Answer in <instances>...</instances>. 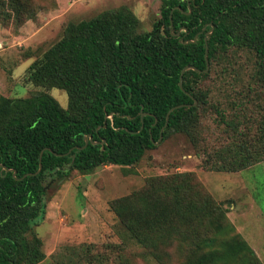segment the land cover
Returning a JSON list of instances; mask_svg holds the SVG:
<instances>
[{
    "label": "trees",
    "instance_id": "1",
    "mask_svg": "<svg viewBox=\"0 0 264 264\" xmlns=\"http://www.w3.org/2000/svg\"><path fill=\"white\" fill-rule=\"evenodd\" d=\"M5 6L17 20L25 18L20 0H0V23L10 18ZM138 25L123 6L69 23L61 39L29 65L27 81L63 91L66 108L42 91L28 98L0 95V264H36L44 258L40 240L34 237L30 244L24 234L45 216L43 183L48 176L51 182L104 165L131 167L155 149L163 127V140L184 134L195 144L199 117L209 108L230 141L206 152L204 167L236 173L264 161V0H160L152 30L139 32ZM210 30L209 69L203 72L204 37ZM241 51L252 62L243 86ZM186 66L197 71L186 70L180 88ZM213 68L216 79L224 83L230 78L234 98L228 105L213 103L210 89L202 88ZM175 106L181 107L166 124ZM87 136V146L78 149ZM40 153L42 168L36 174ZM209 196L195 175L186 172L154 177L146 190L113 200L109 208L130 230L151 232L164 226L186 244L187 230L197 232L185 248L205 251L185 264H234L240 253L261 264L240 235L219 237L221 220L233 227ZM134 236L147 244L140 233Z\"/></svg>",
    "mask_w": 264,
    "mask_h": 264
},
{
    "label": "rangeland",
    "instance_id": "2",
    "mask_svg": "<svg viewBox=\"0 0 264 264\" xmlns=\"http://www.w3.org/2000/svg\"><path fill=\"white\" fill-rule=\"evenodd\" d=\"M20 2L26 8L20 10L25 17L22 20L14 17L10 7L3 8L10 18L0 23V95L14 99L47 92L62 108L67 106L66 94L58 89L34 87L27 81V68L61 39L65 26L123 6L138 18V31L149 32L159 19L160 8V0ZM238 56L243 66L239 84L243 86L248 82L252 62L245 51ZM216 70L213 68L211 78L202 88L210 89L213 103L225 106L234 98L233 87L228 83L230 78L224 83L216 79ZM215 117L212 108L199 117L195 144L184 134H169L131 167L104 165L83 174L73 171L69 177L55 178L51 182L48 176L43 183L45 216L33 231L24 234L30 244L34 237L41 242L39 251L44 258L36 264H185L186 259L200 255L205 250L185 248L190 246L197 232L187 230L186 244L179 233H170L164 226L151 232L140 227L130 230L109 208L113 200L146 190L154 177L186 172L195 175L233 227L229 229L224 219L221 220L224 230L219 237L231 240L240 235L264 264V161L236 173L204 167L202 161L206 152L212 153L230 141L222 127L214 123ZM192 226L193 223L190 228ZM138 233L147 244L134 236ZM242 255L240 253L234 264H255Z\"/></svg>",
    "mask_w": 264,
    "mask_h": 264
},
{
    "label": "water",
    "instance_id": "3",
    "mask_svg": "<svg viewBox=\"0 0 264 264\" xmlns=\"http://www.w3.org/2000/svg\"><path fill=\"white\" fill-rule=\"evenodd\" d=\"M211 29H212V28H211ZM210 32H211V30L208 31V32H206V33H205V37H204V41H205V55H204V58H205V63H206V69H205L203 72H207L208 69H209V63H208V59H207L208 46H207V43H206V39H207V36H208V34H209ZM188 69L196 70V69H194V68L191 67V66H186V67H184V68L181 70L180 77H179V82H178V85H179L180 88L182 87V76H183V73H184L186 70H188ZM196 71H197V70H196ZM194 104H195V103H194ZM181 106H183V105H181ZM181 106H175V107L171 108V109L168 111V113H167V115H166V124H167V122H168L169 114H170L173 110H175V109H177V108H179V107H181ZM163 130H164V127H163V128L161 129V131H160V136H159V140H158V142H159V141L161 140V138H162V132H163ZM90 139H91L90 136L84 137V145H83L82 147L78 148V149H84V148L87 146L88 141H89ZM158 142H156L155 145H156ZM41 156H42V153H40V155H39V168H38V171L36 172V174L39 173V172L41 171V168H42V165H41ZM0 166H1V165H0ZM3 169H4V168H3ZM14 174H15V172H13V175H14Z\"/></svg>",
    "mask_w": 264,
    "mask_h": 264
}]
</instances>
